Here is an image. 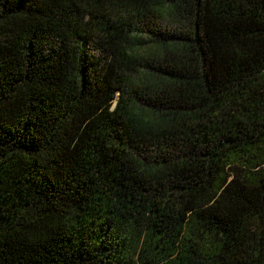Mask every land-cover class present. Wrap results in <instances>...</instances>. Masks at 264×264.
<instances>
[{"label": "trees", "instance_id": "trees-1", "mask_svg": "<svg viewBox=\"0 0 264 264\" xmlns=\"http://www.w3.org/2000/svg\"><path fill=\"white\" fill-rule=\"evenodd\" d=\"M0 264H264V0H0Z\"/></svg>", "mask_w": 264, "mask_h": 264}]
</instances>
